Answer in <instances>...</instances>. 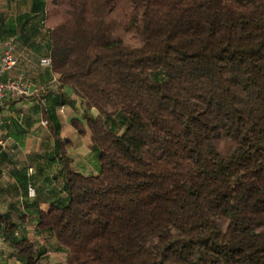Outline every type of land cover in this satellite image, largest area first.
Wrapping results in <instances>:
<instances>
[{
	"label": "trees",
	"instance_id": "16d2710c",
	"mask_svg": "<svg viewBox=\"0 0 264 264\" xmlns=\"http://www.w3.org/2000/svg\"><path fill=\"white\" fill-rule=\"evenodd\" d=\"M45 20L59 88L97 113L71 121L87 175L43 113L64 182L36 228L64 264H264V0H48Z\"/></svg>",
	"mask_w": 264,
	"mask_h": 264
},
{
	"label": "crops",
	"instance_id": "0c3cea01",
	"mask_svg": "<svg viewBox=\"0 0 264 264\" xmlns=\"http://www.w3.org/2000/svg\"><path fill=\"white\" fill-rule=\"evenodd\" d=\"M48 0H0V48L9 38L14 40L16 68L0 78L5 82L23 74L31 95L11 97L5 94L0 102V223L6 218L16 225L14 237L34 244L33 264H64V253L57 243L36 228L35 210L47 213L59 199L64 182L62 162L56 153L44 110L54 111L60 124L59 137L74 172L95 174L94 157L90 152V137L79 135L72 120L85 125L86 115L96 111L86 109L69 87L59 88L58 76L40 61L49 58L50 29L45 16ZM40 97H45V103ZM60 103L52 108V100ZM72 102V105L65 104ZM31 186L33 196H28ZM0 264H28L15 246L0 230Z\"/></svg>",
	"mask_w": 264,
	"mask_h": 264
},
{
	"label": "built area",
	"instance_id": "2783aa9c",
	"mask_svg": "<svg viewBox=\"0 0 264 264\" xmlns=\"http://www.w3.org/2000/svg\"><path fill=\"white\" fill-rule=\"evenodd\" d=\"M13 40L14 39L10 37L5 47L0 48V78L4 74L11 73L17 66V59L14 55V45L12 44ZM40 63L44 66L50 67L51 61L50 58H44ZM6 93L11 97L31 95L23 74H19L15 79L8 78L5 82L0 80V102ZM41 124L47 126V121H42ZM27 193L30 197L34 195L31 186H28Z\"/></svg>",
	"mask_w": 264,
	"mask_h": 264
}]
</instances>
